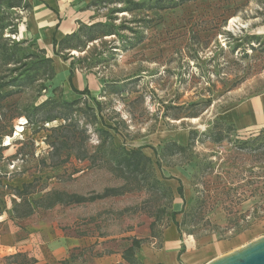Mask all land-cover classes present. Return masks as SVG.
I'll list each match as a JSON object with an SVG mask.
<instances>
[{"label": "rangeland", "instance_id": "rangeland-1", "mask_svg": "<svg viewBox=\"0 0 264 264\" xmlns=\"http://www.w3.org/2000/svg\"><path fill=\"white\" fill-rule=\"evenodd\" d=\"M63 2L51 0L49 7L41 4L39 8L41 12L45 7L58 11L62 22L72 15L75 29L79 21L89 23L80 14L85 8L82 0L69 8ZM113 10H104L98 21L110 17L116 27L137 30L143 41L112 50L111 56L110 47L120 45L121 37L110 36L105 38V48L96 49L104 52L101 58L88 48L72 53L81 60L86 58L76 63L79 70L72 84L78 90L87 87L90 98L74 94L67 77L62 78L58 62L67 69L68 62L53 55L49 38L31 35L27 24L31 11L19 13L17 34L5 32L4 38L12 43L26 41L18 56L30 57L22 61L27 67L37 64L38 50L43 49L52 59L55 77L42 89L43 69L19 70L13 77L24 86L1 91L18 90L0 104V225H19L20 220L11 219L9 211L16 189L23 184L33 182L34 193L29 196L33 200L50 190L87 195L122 185L106 168L91 167L88 161L71 157L61 165L50 163V143L67 138V123L27 124L17 115L25 107L31 110L53 98L75 102L72 122L87 129L90 153L104 139L96 130L107 131L111 139L106 144L115 148L145 147L142 152L151 158L158 181L152 194L141 191L37 210L40 220L88 244L54 264H92L90 248H102H97V256L107 255L123 250L131 238L147 239L143 245L153 243L157 249L163 230L173 224L167 217L172 211L178 212L175 221L181 240L188 242L191 237L203 245L219 242L225 246L221 255L263 237L264 130L239 129L227 121V112L264 92V0H197L171 10L131 15L111 14ZM64 26L61 30H68ZM120 36L134 35L126 29ZM26 73L29 77L24 81ZM91 98L99 102L100 113ZM189 113L198 116L191 118ZM216 121L230 129H224L222 140L214 143L202 134ZM190 131L197 132L200 141L168 160L170 166L162 161L157 168L154 150L168 142L185 146ZM66 155L67 149L60 151L61 159ZM179 184L182 199L177 193Z\"/></svg>", "mask_w": 264, "mask_h": 264}, {"label": "trees", "instance_id": "trees-1", "mask_svg": "<svg viewBox=\"0 0 264 264\" xmlns=\"http://www.w3.org/2000/svg\"><path fill=\"white\" fill-rule=\"evenodd\" d=\"M197 1V0H92L85 10H91L93 15L89 18V23L77 22L78 27L72 33L65 35L61 40H56L54 35L52 37V52L54 56L60 57L63 62H68V76L67 84L74 94L80 96H87L90 98V93L87 87L83 90L74 88L72 80L75 71L79 70L76 63L84 62L86 58L81 60L79 57H75L72 53H83L91 50L95 53L96 57L104 55V52H96L97 47H106L105 38L114 36L121 37L119 40L120 45L113 44L110 47L108 53L112 56L114 53L112 50L127 49V47L136 46L143 41V36L137 30L131 28L116 27L111 23L110 17H104L105 21H98L101 18V13L114 7L111 14H127L131 15L137 12L148 13L150 11H166L175 9L182 6L185 3ZM31 10V5L26 0H0V104L2 101L10 97L11 95L18 93V90L24 86V83L13 75L21 70H44L42 74L41 88L44 89V83L52 80L55 77V71L53 67L52 59L45 55L43 49H39L40 58L37 64H26L29 56H23L20 58L18 53L20 47L25 44L26 41L12 43L9 38H4L5 32L9 34H17L18 21L20 20V12H27ZM57 29V26L55 27ZM128 30L133 34V37L120 36V33ZM252 39L257 40L253 36ZM91 46V48H89ZM33 65V66H32ZM28 73V71H26ZM26 73V74H27ZM28 76L23 75L24 81ZM5 88L18 90H11L7 94H2L1 91ZM56 91V89L54 90ZM95 103L97 111L100 113V104L95 99L91 98ZM75 102H64L49 98L40 103L31 110L26 107L21 113L17 115V118H24L27 124H47L55 120H62L64 124L67 123V138L63 137L59 141L50 143L52 151L49 154L50 163L54 165H61L69 161L73 157L76 161L83 162L88 161L91 167L106 168L115 178L122 181V185L117 188H106L102 193H90L87 195L68 194L66 192L50 190L42 194L39 198L33 200L29 196L34 193L31 189L33 182L23 184L21 189H16V200L12 201V207L9 211V217L13 220H21L31 217L37 210H51L56 206L68 207L73 205H82L86 203H92L98 200H102L108 197H119L129 193H138L141 191L153 193L155 192V186L158 181L155 179L153 162L150 157L146 156L142 150L145 147H138L136 149H126L124 147L115 148L112 143L106 144V140L111 139V135L104 130H96L97 133L103 137L101 144L95 149L93 153H90L86 141L88 139L87 129L81 127L78 122H72V114L74 112ZM56 109H61L60 113L53 114ZM191 118H195L197 114H190ZM66 127V126H65ZM107 129H114L112 126H106ZM226 129L229 130L230 126L224 122L216 121L211 128L203 135V138L211 139L216 143L222 140L221 133ZM213 132V135H209ZM2 135V134H1ZM201 135V136H202ZM200 141L198 133L190 131L185 146L179 145L175 142H168L162 145L159 150H154L155 165L160 168L162 161L166 166L168 160L174 158L177 155L184 153L192 145ZM203 142V140H201ZM67 149L66 158H60V151ZM174 166V165H173ZM172 178V177H170ZM177 193L180 198H183V188L179 184L177 187ZM178 212H169V217L172 223L177 229H179L175 217ZM152 237V230H151ZM147 239L131 238V245L126 248L121 255L122 260L126 264H137L135 254L137 250L146 243Z\"/></svg>", "mask_w": 264, "mask_h": 264}, {"label": "crops", "instance_id": "crops-1", "mask_svg": "<svg viewBox=\"0 0 264 264\" xmlns=\"http://www.w3.org/2000/svg\"><path fill=\"white\" fill-rule=\"evenodd\" d=\"M26 1L31 5L27 24L33 37L43 35L45 38H49L52 48L53 35L57 40L75 31L74 22L76 19L72 15H68L67 19L62 22L58 11L51 12L45 7L46 10L41 12L40 5L49 7L51 0ZM63 1V4L69 8L77 0ZM91 1L82 0V4L86 8ZM63 4H61V9L65 11V8H62ZM85 8L80 11V14L88 18L89 21L93 13L90 14L91 10H85ZM49 14H52L53 17ZM43 15L47 17L42 19ZM70 18H73L72 24L69 23ZM63 25L68 30L62 31ZM56 26L57 29H55ZM62 64L63 66L58 62L62 71L60 74H62V78H66L68 75L67 65ZM227 121L239 129H249L250 127L253 132L264 130V92L232 107L227 112ZM178 206L176 204V207ZM166 233L171 236L170 239L166 238ZM130 245L131 242H127L121 251L98 256L95 255L98 247H92L90 248L93 255L91 257L92 264H126L121 255ZM153 245V243L149 245L150 247L143 245L137 250L135 254L137 264H206L220 256V250L225 247L219 242L203 245L194 239L193 242L181 240L179 231L174 224L163 230L159 247L155 249ZM85 246H88L87 242L55 230L51 225L40 220L36 214L21 219L18 226L12 223L0 225V264H54L56 260H64L74 250Z\"/></svg>", "mask_w": 264, "mask_h": 264}, {"label": "water", "instance_id": "water-1", "mask_svg": "<svg viewBox=\"0 0 264 264\" xmlns=\"http://www.w3.org/2000/svg\"><path fill=\"white\" fill-rule=\"evenodd\" d=\"M206 264H264V236L220 255Z\"/></svg>", "mask_w": 264, "mask_h": 264}, {"label": "bare ground", "instance_id": "bare-ground-1", "mask_svg": "<svg viewBox=\"0 0 264 264\" xmlns=\"http://www.w3.org/2000/svg\"><path fill=\"white\" fill-rule=\"evenodd\" d=\"M189 241H190V242H193V239L190 237V238H189Z\"/></svg>", "mask_w": 264, "mask_h": 264}]
</instances>
